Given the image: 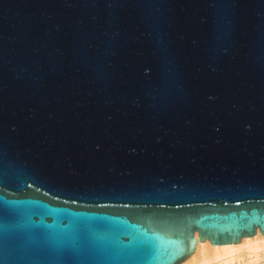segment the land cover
<instances>
[{"label": "water", "instance_id": "obj_1", "mask_svg": "<svg viewBox=\"0 0 264 264\" xmlns=\"http://www.w3.org/2000/svg\"><path fill=\"white\" fill-rule=\"evenodd\" d=\"M0 193L182 238L174 264L262 234L264 0H0Z\"/></svg>", "mask_w": 264, "mask_h": 264}, {"label": "snow or ice", "instance_id": "obj_2", "mask_svg": "<svg viewBox=\"0 0 264 264\" xmlns=\"http://www.w3.org/2000/svg\"><path fill=\"white\" fill-rule=\"evenodd\" d=\"M188 250L182 238L126 220L72 215L0 193V264H64V254L87 257L82 264H174ZM40 253L47 258H27Z\"/></svg>", "mask_w": 264, "mask_h": 264}, {"label": "bare ground", "instance_id": "obj_3", "mask_svg": "<svg viewBox=\"0 0 264 264\" xmlns=\"http://www.w3.org/2000/svg\"><path fill=\"white\" fill-rule=\"evenodd\" d=\"M194 251L178 264H264V231L242 236L238 242L212 244L200 241L197 231Z\"/></svg>", "mask_w": 264, "mask_h": 264}]
</instances>
